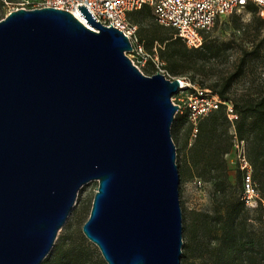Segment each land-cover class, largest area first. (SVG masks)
Here are the masks:
<instances>
[{
    "label": "water",
    "instance_id": "water-1",
    "mask_svg": "<svg viewBox=\"0 0 264 264\" xmlns=\"http://www.w3.org/2000/svg\"><path fill=\"white\" fill-rule=\"evenodd\" d=\"M0 21V264H43L80 191L85 237L107 264H182L172 128L179 80L145 76L130 40L83 5Z\"/></svg>",
    "mask_w": 264,
    "mask_h": 264
},
{
    "label": "trees",
    "instance_id": "trees-1",
    "mask_svg": "<svg viewBox=\"0 0 264 264\" xmlns=\"http://www.w3.org/2000/svg\"><path fill=\"white\" fill-rule=\"evenodd\" d=\"M246 11L253 14L254 21L264 27L256 8L249 7ZM129 20L139 27L138 36L146 50L155 53L156 49L165 70L173 76L189 72L199 73L198 68L219 57L226 48L224 44L207 41L210 32L205 34L202 47L188 48L174 29L160 26L155 21L148 7L129 14ZM146 23L149 25L145 27ZM244 66L243 60L238 75L243 71ZM238 75L228 79L220 89L214 86L212 91L223 100L233 102L227 93L232 81ZM201 88L207 89L203 84ZM234 106L240 111V117L234 125L229 121L225 107H222L199 121L198 135L192 143L190 140H192L193 127L188 121V111L178 113L173 124L174 143L181 127L186 123L189 124L187 141L183 149L175 143L181 178L200 179L211 183L216 193V208L212 214L192 213L191 225L185 229L190 240L188 244L183 245L184 264H264V229L254 227L253 219L243 201V173L240 170L241 193L239 197L230 194L229 168L226 160V157L234 151L235 136L248 143V159L252 166L253 181L258 185L263 202L264 96L250 99L241 105L234 103ZM257 211L260 213L261 221L264 217L262 203ZM62 246L58 245L54 255L48 257L44 264H83L84 257L80 250L64 249Z\"/></svg>",
    "mask_w": 264,
    "mask_h": 264
},
{
    "label": "rangeland",
    "instance_id": "rangeland-1",
    "mask_svg": "<svg viewBox=\"0 0 264 264\" xmlns=\"http://www.w3.org/2000/svg\"><path fill=\"white\" fill-rule=\"evenodd\" d=\"M5 4L0 0V21L4 20L11 12L22 9L24 0H6ZM33 2L37 0H32ZM23 8L32 10V5H25ZM149 23L145 24V27ZM139 38V36H138ZM140 39V38H139ZM207 41H214L226 46L225 51L216 59L203 64L199 73H186L179 76L170 75L168 79H182L188 86L201 88L203 84L209 90L224 87L226 81L234 75H238L240 65L245 63L243 71L231 83L227 96L236 104H244L250 99H258L264 96V27L254 21V16L246 10H241L231 16L222 17L214 29L207 35ZM145 76L153 77L156 74L166 75L165 68L157 70L152 64L141 68ZM166 72V73H165ZM192 88V89H193ZM175 97V96H174ZM176 104L180 103L177 96ZM182 116L183 114H179ZM189 131V124H184L179 130L175 143L183 149ZM233 132V129H232ZM193 140H190L192 143ZM249 142V141H248ZM247 143V142H246ZM248 149V143H247ZM229 168L230 194L239 197L241 187L239 184V169L234 151L226 157ZM98 182L86 185L79 193L76 205L72 210L66 225L58 234L55 247L49 257L54 255L55 248L63 245L64 249L74 248L81 251L83 264H107L100 250L91 243L83 233V227L89 220L95 194L98 189ZM258 187V185H257ZM218 196V194H217ZM216 193L215 187L211 183H206L200 179L183 180L180 183V202L183 212V242L188 244L189 234L185 229L189 228L192 221V213L214 212ZM262 205V194L259 191L254 207H247L253 225L256 229H264V217L260 221V213L257 209ZM44 264V263H43ZM182 264L183 260H182Z\"/></svg>",
    "mask_w": 264,
    "mask_h": 264
},
{
    "label": "built area",
    "instance_id": "built-area-1",
    "mask_svg": "<svg viewBox=\"0 0 264 264\" xmlns=\"http://www.w3.org/2000/svg\"><path fill=\"white\" fill-rule=\"evenodd\" d=\"M2 1L8 4L6 0ZM25 5H32V10L56 9L66 11L76 18L77 15L82 16L78 6L84 5L97 22L106 28L112 26L113 29L119 30L130 40L133 50L127 56L141 72V68L148 64H152L159 71H162L164 67L156 49L155 53L146 50L138 38L139 27L129 20V14L144 7L151 10L155 21L160 26L174 29L178 37L190 49L202 47L205 34L211 32L222 17L231 16L241 10H247L249 7L257 9L258 16L264 23V0H37L35 2L24 0L22 9H25L23 8ZM165 76L167 78L169 74L166 73ZM179 81L181 83L180 92L172 98V102L179 107L178 113L188 111V121L193 127L192 140L196 139L198 135L199 121L222 107H225L229 121L233 125L239 119L240 111L235 108L232 101L223 100L212 90L189 87L182 79ZM177 96H179V101L182 104H176ZM233 147L237 167L243 173V201L246 207H254L259 190L253 181L247 143L235 136Z\"/></svg>",
    "mask_w": 264,
    "mask_h": 264
},
{
    "label": "bare ground",
    "instance_id": "bare-ground-1",
    "mask_svg": "<svg viewBox=\"0 0 264 264\" xmlns=\"http://www.w3.org/2000/svg\"><path fill=\"white\" fill-rule=\"evenodd\" d=\"M77 18L89 29L94 30V28L88 24L87 19L83 18L82 16L77 15Z\"/></svg>",
    "mask_w": 264,
    "mask_h": 264
}]
</instances>
